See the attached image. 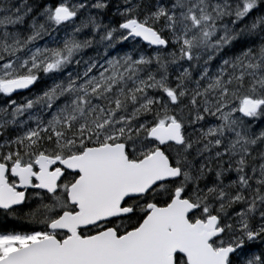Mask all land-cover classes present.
<instances>
[{"label": "snow or ice", "instance_id": "1", "mask_svg": "<svg viewBox=\"0 0 264 264\" xmlns=\"http://www.w3.org/2000/svg\"><path fill=\"white\" fill-rule=\"evenodd\" d=\"M0 264H264V0H0Z\"/></svg>", "mask_w": 264, "mask_h": 264}]
</instances>
